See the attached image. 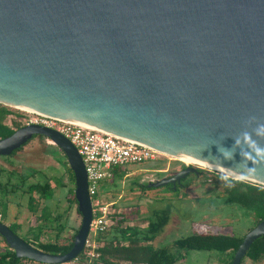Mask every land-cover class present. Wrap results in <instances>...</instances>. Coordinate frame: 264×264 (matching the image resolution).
I'll list each match as a JSON object with an SVG mask.
<instances>
[{"label":"water","instance_id":"water-1","mask_svg":"<svg viewBox=\"0 0 264 264\" xmlns=\"http://www.w3.org/2000/svg\"><path fill=\"white\" fill-rule=\"evenodd\" d=\"M0 105L220 169L217 148L251 131L250 117L264 123V0H0ZM32 136L63 155L80 224L64 255L32 248L1 223L0 238L16 259L59 264L80 253L89 229L84 168L65 138L33 125L0 139V157ZM238 151L224 167H235ZM184 166L147 188L201 174ZM244 181L264 186V169ZM261 236L264 219L231 264Z\"/></svg>","mask_w":264,"mask_h":264},{"label":"rangeland","instance_id":"rangeland-1","mask_svg":"<svg viewBox=\"0 0 264 264\" xmlns=\"http://www.w3.org/2000/svg\"><path fill=\"white\" fill-rule=\"evenodd\" d=\"M6 108L12 110L13 115L21 116V123H23L25 116L19 115L23 114L21 111ZM21 123H19L20 126L23 125ZM62 162L63 158L53 144L46 138H36L22 147L9 161L0 159V167L20 175L25 179V185L42 182L53 176H61L63 184L68 186L67 177L63 175V170L58 165ZM183 164L163 157V159L158 158L154 162L142 165L126 166L110 181L99 182L96 185V198L103 204H113L114 210L112 211H116L119 217L120 214L127 216V220L121 224V227L130 225L142 229L145 227L146 218L149 219L154 212L167 210L169 213L168 223L160 234L150 242V245L158 249H167L169 252H173L171 247L175 240L187 237L192 233L244 236L245 229L250 227V219L245 217L244 211L226 204L223 197V181L213 175L222 176L221 173L198 167L207 172V181L203 182L204 178L202 177H190L184 181L183 188L176 190H170L165 186L140 189L132 184L134 182L136 184L144 183L145 181H140V179L145 180L144 176L149 174L155 173L152 175L153 178L160 177V174L169 176ZM163 171L164 173H161ZM65 190L66 187L61 190L56 189L53 197L48 201L41 202L40 207L47 206L52 215L60 213L65 207ZM5 211L1 223L6 226L19 225L20 230L16 232L19 238L23 239L26 232L36 225L35 217L28 212L26 199L20 193L8 198V206ZM79 224L80 216L76 214L73 207L67 215L65 230L59 235L60 238L72 235L73 231L78 229ZM107 232L109 239L115 234L114 228L107 229ZM55 233L53 230L44 229L43 235L47 239H52L55 237ZM227 262L228 256L223 253L188 251L182 259L174 264H227ZM241 264H264V257L256 263L243 259Z\"/></svg>","mask_w":264,"mask_h":264},{"label":"trees","instance_id":"trees-1","mask_svg":"<svg viewBox=\"0 0 264 264\" xmlns=\"http://www.w3.org/2000/svg\"><path fill=\"white\" fill-rule=\"evenodd\" d=\"M13 113L12 110L0 105V139L8 137L15 130L22 127L19 125L20 117L17 114L13 115ZM19 115L23 114L20 113ZM20 149L13 152V155ZM58 152L63 158V162L58 165L62 168L63 175L67 177L68 186L63 184L61 176H53L44 179L42 182L25 185V179L21 178L20 175H17L12 170L0 167V223L8 206V198L20 193L26 199L28 212L35 217L36 221L34 228H30L29 232H26V235L23 236V239H20L32 248L53 256L64 255L69 252L77 230H74L73 234L68 237L60 238L59 235L65 230L67 215L73 207L79 216L73 197V176L66 165L63 155L59 150ZM1 159L9 161L10 157H2ZM121 171L114 172L113 176ZM214 175L221 179L220 175ZM233 180L229 179L227 182L222 180L223 197L226 204L244 211L243 214L251 220V224L259 223L264 219V186ZM132 184H135L140 189L145 188L144 186L140 187L135 182ZM65 187V207L60 213L52 215L47 206L40 207L41 202L48 201L53 197L56 189L61 190ZM167 188L171 190L169 186ZM109 209L111 224H109L107 229L114 228V233L117 235L114 234L109 239L107 238L108 232L105 230L95 236L94 240L98 246L96 251L98 258L93 260L91 264H174L182 259L188 251L223 253L228 256L227 264H231L232 257L242 240V237L192 233L187 237L175 240L171 247L173 252H169L167 249H158L150 245V242L160 234L168 223L169 213L167 210L154 212L149 219L146 218L145 227L140 229L130 225L121 227V224L127 220V216L120 214L119 217L116 211L113 212V204H110ZM7 228L15 236H17L16 232L20 230L17 224H11ZM44 229L56 232L55 237L52 239L45 238L43 235ZM0 242V264H38L26 259H16L14 253L5 245L3 239L0 238ZM262 257H264V236L251 243L244 257L240 260V264L243 259L256 263Z\"/></svg>","mask_w":264,"mask_h":264},{"label":"built area","instance_id":"built-area-1","mask_svg":"<svg viewBox=\"0 0 264 264\" xmlns=\"http://www.w3.org/2000/svg\"><path fill=\"white\" fill-rule=\"evenodd\" d=\"M24 126L50 129L65 138L79 155L86 178L90 200L91 221L82 250L73 259L59 264H91L98 258V233L107 230L110 223V205L96 198V185L109 181L113 173L126 166L142 165L166 157L146 146L108 134L85 129L54 118L22 112ZM184 165V164H183ZM93 200V201H92ZM90 238H88V235Z\"/></svg>","mask_w":264,"mask_h":264},{"label":"clouds","instance_id":"clouds-1","mask_svg":"<svg viewBox=\"0 0 264 264\" xmlns=\"http://www.w3.org/2000/svg\"><path fill=\"white\" fill-rule=\"evenodd\" d=\"M252 123L256 126L251 131L244 130L236 137L232 138L234 143L230 148L223 146L217 148L220 153L219 157H215L221 171L224 173L221 179L228 181L230 177L235 176L240 181H244L257 173L258 169H264V145L260 141H264V123L256 122V117H250L245 122L246 129ZM240 160L235 163V167H224L223 161L234 160L237 154ZM251 165V167H249Z\"/></svg>","mask_w":264,"mask_h":264},{"label":"flooded vegetation","instance_id":"flooded-vegetation-1","mask_svg":"<svg viewBox=\"0 0 264 264\" xmlns=\"http://www.w3.org/2000/svg\"><path fill=\"white\" fill-rule=\"evenodd\" d=\"M23 117H24V115H23ZM20 123H21V120H22V117L20 116ZM21 124H23V123H21ZM22 127H24V124L22 125ZM21 128V127H20ZM36 138H44V137H41V136H32L31 137V139H29L23 146H21L20 148H22V147H24L27 143H29L30 141H32V140H34V139H36ZM19 148V149H20ZM19 149H17V150H19ZM17 150H15V151H17ZM15 151H13V152H15ZM13 152L11 153V155H9L8 157H10V159L12 158V157H14V155H13ZM16 154V153H15ZM2 157H0V159H1ZM178 162H180V161H178ZM191 168H193V169H195L197 172H199V173H201L200 175H198V176H195V175H193V174H191V173H189L183 180H180V182H179V184L178 185H176L175 186V188H183V183H184V181L186 180V179H188V178H190V177H192V178H199V177H202V178H204L203 180V182H205V181H207V179H206V177H207V172H204L203 170H201L200 168H202V167H200V166H197L196 167V165H189ZM198 167H200V168H198ZM185 168V166L183 165V166H181L178 170H176L174 173H172V174H170L169 176H167L166 174H160L161 176L160 177H156V178H153L152 177V175H154V174H149V175H146V176H144V178H145V180L142 178V179H140V181H145L144 183L142 182V183H139V186L140 187H147V185H149V184H155V183H157L158 181H160L161 179H165V178H169V177H171L172 175H174L175 173H177V172H179V171H181V170H183ZM161 173H164V171L163 172H161ZM214 175V174H213ZM215 176V175H214ZM143 177V176H142ZM203 184V183H202ZM170 187L171 189H172V186L171 185H165V187ZM175 188H174V190H175ZM249 224H250V227L249 228H246L245 229V232L247 233V232H249L253 227H255L257 224H251V220L249 221ZM245 233V234H246ZM244 234V235H245ZM242 238H243V236H242Z\"/></svg>","mask_w":264,"mask_h":264},{"label":"bare ground","instance_id":"bare-ground-1","mask_svg":"<svg viewBox=\"0 0 264 264\" xmlns=\"http://www.w3.org/2000/svg\"><path fill=\"white\" fill-rule=\"evenodd\" d=\"M21 111H27V110H23L21 109ZM28 112V111H27ZM170 159H173V160H176V161H180L182 163H184V165H196V166H200L202 168H205V169H208V170H212V171H215V172H218V173H221V174H224L220 169H217V168H214V167H211L209 165H206V164H203V163H200V162H197L195 160H192V159H189V158H186V157H176V158H170ZM186 163V164H185ZM231 179H234V180H239L237 179L235 176H232L230 177Z\"/></svg>","mask_w":264,"mask_h":264}]
</instances>
